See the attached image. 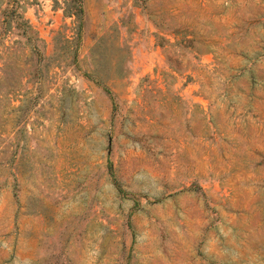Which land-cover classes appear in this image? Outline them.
I'll use <instances>...</instances> for the list:
<instances>
[{"label": "rangeland", "instance_id": "1", "mask_svg": "<svg viewBox=\"0 0 264 264\" xmlns=\"http://www.w3.org/2000/svg\"><path fill=\"white\" fill-rule=\"evenodd\" d=\"M0 264H264V0H0Z\"/></svg>", "mask_w": 264, "mask_h": 264}, {"label": "trees", "instance_id": "2", "mask_svg": "<svg viewBox=\"0 0 264 264\" xmlns=\"http://www.w3.org/2000/svg\"><path fill=\"white\" fill-rule=\"evenodd\" d=\"M67 9L69 10L70 16H71V15H72V16H76V18H77V16H78V14L82 12V11H81V8H80L79 5H77V7H75V6H73V7H68ZM71 10H72V12H71Z\"/></svg>", "mask_w": 264, "mask_h": 264}]
</instances>
